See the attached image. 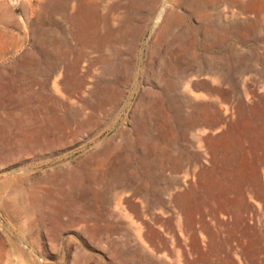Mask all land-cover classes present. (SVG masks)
Returning <instances> with one entry per match:
<instances>
[{"label":"rangeland","instance_id":"1","mask_svg":"<svg viewBox=\"0 0 264 264\" xmlns=\"http://www.w3.org/2000/svg\"><path fill=\"white\" fill-rule=\"evenodd\" d=\"M88 1L103 16L97 40L93 23L79 14L83 0H0V86L9 98L0 113L7 134L0 133V264H264V10H256L258 0H203L192 10L183 0ZM168 17L170 35L163 38ZM187 28L197 29L202 67L180 76L182 117L177 122L174 100L168 131L161 132L168 102L154 92L177 76L176 38ZM47 46L56 55L81 53L82 69L100 55H118L130 67L122 95L105 104L95 78L85 76L78 86L65 83L59 70L49 76L34 68L28 55ZM89 67L94 77L101 70ZM144 146L151 149L152 179L111 185L98 201V228L89 230L93 220L69 223L84 195L70 185L100 174L102 154L115 150L107 167L122 152L136 166ZM178 155L179 168L173 165ZM63 202L71 207L59 214L62 226L52 213Z\"/></svg>","mask_w":264,"mask_h":264},{"label":"bare ground","instance_id":"2","mask_svg":"<svg viewBox=\"0 0 264 264\" xmlns=\"http://www.w3.org/2000/svg\"><path fill=\"white\" fill-rule=\"evenodd\" d=\"M183 2L187 6V8H189L191 10L194 9V7H196V5H199L201 3L204 4L203 0H183ZM256 10L258 11V13L263 12L264 0H258V2L256 4ZM79 14L80 15L84 14L87 18V21H91L93 23L91 35L93 36L94 40H97L101 35L100 34V22L103 19V16L101 15V13H99V8L95 5H92L88 0H83L81 11ZM174 14L178 17L179 21H184V19H186V16L182 13H175L174 12ZM166 21H167V26H165L164 31L162 33L163 38H167L170 35V26L172 25L169 17L167 18ZM211 21H213V20H208V22H207V24H209V26H211V24H212ZM196 32H197L196 28H187V30H182L181 33L177 36L176 43H177V46L179 48V54L176 57L177 64L175 66L177 76L170 77V78L168 77L166 80H164L163 85H162L163 88L161 89V91L154 92L155 93L154 95L157 96L159 99H165L168 102L169 112L167 115L165 114V116H164L165 120H164L163 124L160 125L161 132L168 131V122H169L171 116L173 118V115H170V111L173 110L171 107H172V103L174 100H176L178 105H179L174 110L176 118H177V122H179L180 121L179 118L182 117V114H181L182 110L180 107L181 102H182V97H180L179 94L177 93L178 86L181 82L180 76L183 75V73L185 72V70L188 67H191L195 71L200 70L202 67L201 64H202L203 58L200 56V54L197 53L196 48H195L194 34ZM190 38H191V41L186 42V40L190 39ZM81 56H82L81 53L74 52L71 49H67V50L63 51L61 54L56 55L51 51V49L48 46L45 48V50L42 54L31 53L30 55H28V57L31 60L30 64L32 66H34V68L43 70L49 76L52 73H54L56 70H59L58 76L65 83L66 82H68V83L72 82L73 84H77L78 86H81L83 84V79L85 76L87 78H95L97 84H100L101 86H103L104 96H103L102 102H104L105 104L111 103L112 99H114L117 96L122 95L123 87H124V85L128 79V75H129L128 71L130 70V67L125 66L122 59L120 57H118V55H115L112 57H109L106 55H100V56L96 57L94 60H92V62H90L89 65H98L99 64L101 66V70L95 73V75H96L95 77H94V75L89 73V71L91 70L89 65H87L88 68H86V69L81 68V65H80V61L82 58ZM4 90H6V87L1 85L0 86V113H2L4 111V109H6L8 107V103H9L7 101V100H9V98L5 95ZM55 90H59V87L55 86ZM30 93H31L30 90L26 93H21V92L17 91L15 93H13V95H12V97H10V99L14 100V99H18V98H24ZM113 103H115V102H113ZM28 104L29 103H26V104H24L25 106L16 108V112H18V113L23 112L25 109L29 108ZM1 121H3L2 117H0V122ZM178 130H179V132L184 133L185 128L182 127V125H180V123H179ZM0 133L2 135H7L6 130H5V126L2 124H0ZM130 144L132 146V143H130ZM0 145H2L1 142H0ZM117 145H119V144H117ZM117 145H116V147H117ZM114 146H115V144H114ZM131 148L133 149V147H131ZM123 150H124V148H123ZM149 150H151V149L148 148L147 146H144L143 152L141 154H136V162H137L136 166H133L128 162L127 156L130 154L127 155L126 153L122 152V154H121L122 159L120 160V162L118 164H116L115 166L113 164L112 167H107V164H108L107 161H108L109 157L111 155H113L114 154L113 152H116V150L113 151L112 153H106L105 152L106 154H102L103 157L101 159V162H102L101 168H103V170L101 169L100 174H96L95 173L96 171H93L91 173H87V175L89 177L86 181H82L80 179V180H76L74 182V184L70 185L71 189L78 190V191L80 190V192L82 191L84 195H82L83 196L82 199H80V200L76 199L75 203H77V204H76V206L73 207V209L79 210V211H78L77 216L70 219L69 223L84 224V223H87V221H89V220H93L92 221L93 224L91 225V228H89V230L98 228L99 226H97V225L99 224L100 221L103 220V218L101 217V215H99V213H95V212L99 211V208H100V204L98 201L100 199H105V196H106L105 192H106V190H109L111 188V185L126 184L127 186L131 187L132 185L137 184V182L140 181L141 177H145L147 180L150 181L152 179V176L150 174L149 163L152 162V158H151L150 154L148 153ZM135 151L136 150H134L133 152H135ZM101 152L99 155H101ZM94 159H95V157H94ZM77 172H79V171H77ZM83 174H85V173L83 172ZM75 177H77V176H75ZM75 177H73V178L76 179ZM56 189H57V187H56ZM69 192L67 191L66 195ZM55 196H57V195H55ZM76 198H78V197H76ZM92 199L94 200V203L91 202L89 204L88 201H90V200L92 201ZM55 200L56 199H54V202H55ZM67 201H69V200H67ZM37 203H38V201H37ZM52 204L53 203H51V205ZM39 207H40V205H39ZM70 207H71V205L69 202H65V203L63 202L62 204H59L58 206L54 207V211H53L52 215H55V216H52V217L54 218L56 223L59 222L63 226V223L61 221H59V214H61L62 211H64L67 208H70ZM41 216H40V218H41ZM68 216L70 217V215H68ZM42 219H43V217H42Z\"/></svg>","mask_w":264,"mask_h":264},{"label":"crops","instance_id":"3","mask_svg":"<svg viewBox=\"0 0 264 264\" xmlns=\"http://www.w3.org/2000/svg\"><path fill=\"white\" fill-rule=\"evenodd\" d=\"M199 109V115L201 114L206 120H213L214 119V117H215V114H212V116L211 115H209V113L208 112H205V111H203L202 109H200V108H198ZM189 118H193V117H189ZM177 158H178V160L177 161H175L174 163H173V165H174V167H177V168H179L180 166H181V163H180V161H179V155L177 156Z\"/></svg>","mask_w":264,"mask_h":264}]
</instances>
